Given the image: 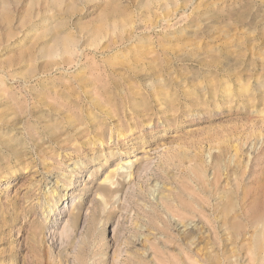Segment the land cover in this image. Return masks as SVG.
<instances>
[{
    "label": "rangeland",
    "instance_id": "374dc122",
    "mask_svg": "<svg viewBox=\"0 0 264 264\" xmlns=\"http://www.w3.org/2000/svg\"><path fill=\"white\" fill-rule=\"evenodd\" d=\"M0 264H264V0H0Z\"/></svg>",
    "mask_w": 264,
    "mask_h": 264
},
{
    "label": "bare ground",
    "instance_id": "6f19581e",
    "mask_svg": "<svg viewBox=\"0 0 264 264\" xmlns=\"http://www.w3.org/2000/svg\"><path fill=\"white\" fill-rule=\"evenodd\" d=\"M130 165V164H129ZM108 179V178H107ZM194 227V226H193ZM185 228V227H184Z\"/></svg>",
    "mask_w": 264,
    "mask_h": 264
}]
</instances>
